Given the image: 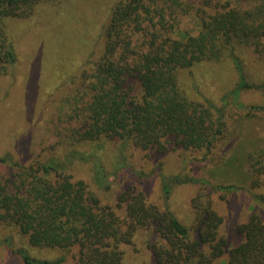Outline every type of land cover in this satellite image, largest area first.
<instances>
[{
	"label": "trees",
	"instance_id": "trees-1",
	"mask_svg": "<svg viewBox=\"0 0 264 264\" xmlns=\"http://www.w3.org/2000/svg\"><path fill=\"white\" fill-rule=\"evenodd\" d=\"M42 1L48 0H0V73L16 60L4 19L28 17ZM241 1L247 6L236 0L117 1L104 24L101 54L82 68L66 101L73 103L68 118L78 126L65 135L69 132L92 146L107 141L161 152L175 142L184 149L210 151L226 132L227 104L193 100L180 87L178 75L201 61L228 57L241 75L235 91L264 88L244 79L236 52L245 47L264 56V0ZM187 16L197 21L193 33L180 29ZM89 154V149H74L63 161L49 157L29 164L10 154L0 156V225L14 228L31 247L62 251L47 260L23 246H10L23 264H123L121 246L147 228L160 239L148 244L158 264H212L227 246V264H264V219L258 213L235 226L240 240L229 246L220 230L222 216L210 196L198 192L191 200V228L197 234L191 240L173 212L149 202L142 191L128 188L113 206L103 203L82 179L73 180L71 164L87 161ZM257 159L251 172L264 171V162ZM97 168L102 169L100 164ZM94 176L104 188L98 170ZM192 181L170 176L163 193L166 197L172 185Z\"/></svg>",
	"mask_w": 264,
	"mask_h": 264
},
{
	"label": "rangeland",
	"instance_id": "rangeland-1",
	"mask_svg": "<svg viewBox=\"0 0 264 264\" xmlns=\"http://www.w3.org/2000/svg\"><path fill=\"white\" fill-rule=\"evenodd\" d=\"M117 1L48 0L36 4L28 17L4 19L16 60L0 73V156L10 154L29 164L49 157L63 161L70 150L89 149L87 161L71 164L68 173L73 180L82 179L103 203L113 206L118 194L128 188L142 191L149 202L172 211L191 240L197 238L191 228V200L198 192L206 193L223 218L221 232L233 245L240 240L234 230L237 224L247 221L251 213L264 219V171L249 168L257 164V157L264 162V88L235 91L241 75L228 57L201 61L178 75L180 87L193 100L208 98L218 106L227 104L226 132L210 151L184 149L175 142L161 152L107 141L92 146L69 132L65 135L68 128L78 126L68 118L73 103L66 101L78 86L82 68L101 54L104 24ZM197 27L189 16L180 24V29L191 33ZM236 52L244 79L264 84V56L245 47ZM99 164L102 169L97 168ZM96 170L107 188L95 182ZM175 174L194 181L172 185L165 197L163 182ZM123 210L124 206L118 214L123 215ZM159 240L152 228L138 230L131 244L121 246L123 264H158L148 244ZM10 246H23L39 259L52 260L62 254L59 249L31 247L14 228L0 225V264H23ZM227 251L228 246L212 264H227Z\"/></svg>",
	"mask_w": 264,
	"mask_h": 264
}]
</instances>
